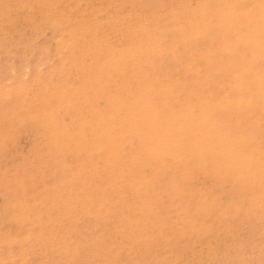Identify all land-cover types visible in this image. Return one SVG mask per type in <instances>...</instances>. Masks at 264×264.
<instances>
[{
	"label": "rangeland",
	"instance_id": "obj_1",
	"mask_svg": "<svg viewBox=\"0 0 264 264\" xmlns=\"http://www.w3.org/2000/svg\"><path fill=\"white\" fill-rule=\"evenodd\" d=\"M258 3L0 0V259L259 264L258 163L227 190L214 173L175 188L193 184L180 137L221 149L254 138L259 158L257 32L229 7Z\"/></svg>",
	"mask_w": 264,
	"mask_h": 264
},
{
	"label": "snow or ice",
	"instance_id": "obj_2",
	"mask_svg": "<svg viewBox=\"0 0 264 264\" xmlns=\"http://www.w3.org/2000/svg\"><path fill=\"white\" fill-rule=\"evenodd\" d=\"M7 7V6H6ZM234 15L240 20L241 27H248L257 32V46L259 48L261 61V88H262V112H264V0H259L258 4H236L230 5ZM246 20L247 23H243ZM199 111L195 107L191 109L193 119L199 118ZM176 153L180 162L183 164L182 174L185 178L193 181V184L181 183L175 186L178 192L188 191L198 180L199 174H213V178L219 186L227 190L229 183H246L253 176V169L259 164L260 169V188L264 195V118L261 120V131L259 136V158L257 159L254 138L249 140L230 139V146L221 149L214 144L202 145L199 143H187L183 137L177 139L175 144ZM159 153L167 156L169 149L166 144L157 146ZM127 195V189H124ZM264 210V204H262ZM47 264H57L56 261H48ZM67 264H102L97 261L73 260ZM111 264H121L113 261ZM134 264V262H127ZM183 264V262H177ZM188 264H257L255 260H202L190 261ZM259 264H264V249H262Z\"/></svg>",
	"mask_w": 264,
	"mask_h": 264
},
{
	"label": "bare ground",
	"instance_id": "obj_3",
	"mask_svg": "<svg viewBox=\"0 0 264 264\" xmlns=\"http://www.w3.org/2000/svg\"><path fill=\"white\" fill-rule=\"evenodd\" d=\"M11 2H12V0H11ZM14 3H16L17 4V1L16 2H14ZM25 9H26V7H25ZM210 24V25H209ZM210 27H212V23H210V22H207V28L206 29H208V28H210ZM206 29H204V30H206ZM222 30V31H221ZM232 30H234V28H233V26H232ZM221 32H224V28H221L220 29V33ZM219 33V35H224V34H220ZM167 36V35H166ZM170 36L171 35H168L167 36V41L168 40H170L171 38H170ZM211 33L210 34H208V35H206V39H211ZM219 37V36H218ZM223 41V40H222ZM226 43V42H225ZM1 51H2V49H1ZM29 70V69H28ZM19 92L21 91V92H23L24 90H23V88L22 87H19ZM161 91V90H160ZM1 93L3 94V97H1L2 99H4L5 101H7L9 98H10V96H11V90L9 89V88H7V89H2V91H1ZM0 93V94H1ZM182 101V100H181ZM181 120V119H180ZM185 120V119H184ZM183 121V120H182ZM136 122H137V120H136ZM197 124V123H196ZM135 125V124H134ZM131 135H130V139H131V141L133 140V136H134V134L132 135V133H130ZM198 138V137H197ZM255 139H259V134H257V135H255ZM131 141H129V143L131 142ZM152 142V141H151ZM255 142V141H254ZM143 163V162H142ZM141 163V164H142ZM259 166V165H258ZM160 167V166H159ZM165 168V167H164ZM155 169V168H154ZM166 169V168H165ZM169 172V171H168ZM167 172V173H168ZM159 174V173H158ZM157 175V174H156ZM205 177V176H204ZM144 178H147V177H144ZM256 179H260V172L258 173V175H256ZM160 180L163 182V184L165 183V177L164 176H162L161 178H160ZM176 180V179H175ZM125 181V180H124ZM158 181V180H157ZM159 182V181H158ZM136 183V182H135ZM141 183V182H140ZM139 184V183H138ZM152 185V184H151ZM157 185V184H156ZM162 185V183L160 184V186ZM176 185H178V182L176 183ZM135 186V185H134ZM155 186V185H154ZM244 186V185H243ZM259 186V185H258ZM156 187V186H155ZM245 187V186H244ZM143 188V187H142ZM140 190H142V189H140ZM255 191H257V193H258V197L259 198H262V197H264L263 195H262V192H261V188L260 189H258V188H256V189H254ZM238 191V190H237ZM236 191V192H237ZM137 192V191H136ZM243 192V191H242ZM253 194H255V192H252ZM256 193V194H257ZM197 194V193H196ZM256 194H255V196H256ZM170 195V194H169ZM187 195V194H186ZM230 196V195H229ZM6 197H8V196H6ZM162 197V196H161ZM181 197V196H180ZM191 199H192V197H191ZM136 200V199H135ZM157 200V199H156ZM155 200V201H156ZM192 201V200H191ZM163 202H164V200H163ZM158 205V204H157ZM136 208V207H135ZM147 208V207H146ZM200 208V207H199ZM133 209V208H132ZM193 209V208H192ZM153 212V211H152ZM162 212V211H161ZM169 212V211H168ZM163 213V212H162ZM151 214V213H150ZM34 215V214H33ZM35 218H37V217H34V218H32L31 219V223L32 224H35ZM184 218V217H183ZM38 219H40V218H38ZM158 219V218H157ZM30 220V219H29ZM198 220V219H197ZM38 221V220H37ZM170 228V227H169ZM176 230V229H175ZM30 237H28L27 239H29ZM9 244V243H8ZM32 261V260H31ZM0 264H17V260H16V258H15V256H14V254H13V252L12 251H10V250H8V253L4 256V257H2L1 259H0ZM29 264H31V263H29Z\"/></svg>",
	"mask_w": 264,
	"mask_h": 264
}]
</instances>
